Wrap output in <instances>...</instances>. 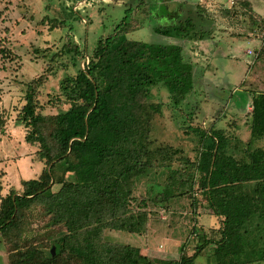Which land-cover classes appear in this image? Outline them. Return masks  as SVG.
<instances>
[{"label": "trees", "instance_id": "16d2710c", "mask_svg": "<svg viewBox=\"0 0 264 264\" xmlns=\"http://www.w3.org/2000/svg\"><path fill=\"white\" fill-rule=\"evenodd\" d=\"M82 1L64 0V10L78 13L73 7ZM132 2L137 9L126 8L90 54L85 45H62V54L81 62L75 75L60 81L58 102L65 110L38 111L46 76L25 85L16 121L42 168L36 178L20 181L21 190L10 188L6 194L0 172V241L8 264H194L205 254L207 264H264V91L251 92L247 140L217 122L194 126V114L180 109L195 88L194 64L178 42L208 38L209 14L190 0ZM231 5L225 13L241 12L249 33L264 31V17L250 0ZM147 20L155 23L154 33L176 42L128 39ZM4 51L0 46V54ZM262 52L254 50V62ZM157 86L186 116L183 129L193 143V157L153 138V120L162 108L152 102ZM241 97L236 106L244 107L248 97ZM5 123L0 116V132ZM142 180L160 188L152 204L169 207L190 199L195 221L205 214L217 219V235L202 234L191 254L182 246L178 259L100 248L101 239L94 243L93 238L103 231L147 235L151 212L144 198L134 196ZM133 201L136 208L129 209ZM37 221L38 232L27 238ZM197 232L195 225L192 233Z\"/></svg>", "mask_w": 264, "mask_h": 264}, {"label": "rangeland", "instance_id": "374dc122", "mask_svg": "<svg viewBox=\"0 0 264 264\" xmlns=\"http://www.w3.org/2000/svg\"><path fill=\"white\" fill-rule=\"evenodd\" d=\"M190 1L205 8L212 32L201 43L178 42L185 57L194 64L195 86L180 109L194 114V126L207 128L217 122L216 126L231 128L247 140L251 92L264 91V31L251 34L241 12L226 14L233 0ZM250 1L255 12L264 17V0ZM65 5L64 0H0V46L5 50L0 54V116L6 120L0 132V172L5 175L3 194L10 188L21 190L20 181L36 178L42 168L33 161L35 149L24 142L25 128L16 121L23 105L25 85L46 76L37 95L38 111L55 115L58 110H65L67 106L58 102L59 84L64 78L75 75L81 62L75 59L74 63L69 54H62V45L65 42L79 47L85 45L90 54L97 40L111 34L121 22L125 9L132 6L136 10L138 6L132 0H84L73 7L78 13H72L64 10ZM154 25L147 20L127 37L153 44L176 42L154 33ZM259 47L263 48L262 56L254 62L255 55L247 53ZM241 93L248 97L244 107L236 106L242 99ZM151 94L152 102L162 106L161 114L153 120V138L158 144L181 149L193 157V143L183 129L186 116L173 109L163 87L153 88ZM231 122L233 128L229 125ZM142 181L134 196L137 200L144 198L151 212L147 235L103 231L93 238L94 243L101 239L100 248L178 259L182 246L191 254L201 244L202 234L206 238L217 235V219L205 214L195 221L190 199L180 198L169 207L156 206L150 199L160 188L151 189L149 183ZM195 198L199 199L200 194ZM136 205V201L131 202L129 209H135ZM39 224L41 222H35L25 236L30 238L36 234ZM195 225L196 236L192 233ZM205 255L198 257L194 264H207ZM0 264H8L1 241Z\"/></svg>", "mask_w": 264, "mask_h": 264}, {"label": "built area", "instance_id": "2783aa9c", "mask_svg": "<svg viewBox=\"0 0 264 264\" xmlns=\"http://www.w3.org/2000/svg\"><path fill=\"white\" fill-rule=\"evenodd\" d=\"M248 55H253V52L252 51H248V53H247Z\"/></svg>", "mask_w": 264, "mask_h": 264}, {"label": "water", "instance_id": "95a60500", "mask_svg": "<svg viewBox=\"0 0 264 264\" xmlns=\"http://www.w3.org/2000/svg\"><path fill=\"white\" fill-rule=\"evenodd\" d=\"M54 249H52V253H53Z\"/></svg>", "mask_w": 264, "mask_h": 264}, {"label": "crops", "instance_id": "0c3cea01", "mask_svg": "<svg viewBox=\"0 0 264 264\" xmlns=\"http://www.w3.org/2000/svg\"><path fill=\"white\" fill-rule=\"evenodd\" d=\"M16 190L18 189V188H15Z\"/></svg>", "mask_w": 264, "mask_h": 264}]
</instances>
